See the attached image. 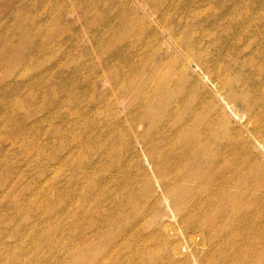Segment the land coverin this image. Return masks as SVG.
Listing matches in <instances>:
<instances>
[{"label": "rangeland", "instance_id": "374dc122", "mask_svg": "<svg viewBox=\"0 0 264 264\" xmlns=\"http://www.w3.org/2000/svg\"><path fill=\"white\" fill-rule=\"evenodd\" d=\"M260 253L264 0H0V264Z\"/></svg>", "mask_w": 264, "mask_h": 264}, {"label": "bare ground", "instance_id": "6f19581e", "mask_svg": "<svg viewBox=\"0 0 264 264\" xmlns=\"http://www.w3.org/2000/svg\"><path fill=\"white\" fill-rule=\"evenodd\" d=\"M181 197V193L179 194V198ZM177 199V197H176ZM171 200L174 202L175 200V196L173 195L171 197ZM179 200L177 199V206H178V202ZM243 212V208L242 206H240V208L238 207H231V206H226V207H220L217 209V214L218 215H223V214H241ZM200 224H203L205 226V229L208 231V233L210 235H214L216 232V227H217V221L214 219H211L210 217H201V220L199 221ZM226 254H233V256H235L237 262L238 261H242L244 258L248 257L250 255V251H247L246 253H242V254H237V253H233V252H226ZM259 260L263 261L264 260V254L260 253L259 254ZM260 261V264H263Z\"/></svg>", "mask_w": 264, "mask_h": 264}]
</instances>
